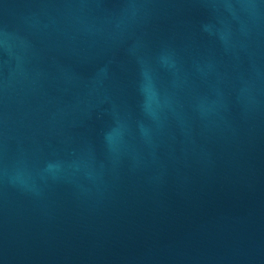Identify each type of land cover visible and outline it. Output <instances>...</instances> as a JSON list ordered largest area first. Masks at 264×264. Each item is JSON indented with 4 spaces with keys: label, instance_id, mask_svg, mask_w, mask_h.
Returning <instances> with one entry per match:
<instances>
[{
    "label": "water",
    "instance_id": "1",
    "mask_svg": "<svg viewBox=\"0 0 264 264\" xmlns=\"http://www.w3.org/2000/svg\"><path fill=\"white\" fill-rule=\"evenodd\" d=\"M0 264H264V0H0Z\"/></svg>",
    "mask_w": 264,
    "mask_h": 264
}]
</instances>
